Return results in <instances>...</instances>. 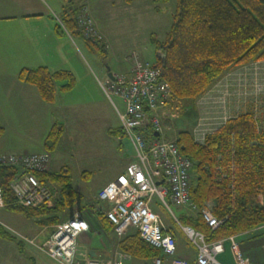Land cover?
Instances as JSON below:
<instances>
[{
  "label": "trees",
  "instance_id": "obj_1",
  "mask_svg": "<svg viewBox=\"0 0 264 264\" xmlns=\"http://www.w3.org/2000/svg\"><path fill=\"white\" fill-rule=\"evenodd\" d=\"M63 1L71 3V0ZM66 6L69 9L64 12L63 23L68 31L81 35L75 21L79 9ZM150 41L155 52L153 65L161 69L163 79L169 84L171 101L195 102L230 66L264 59V0H175L171 26L163 40L152 36ZM92 47L106 59L103 47ZM18 78L35 86L47 103L53 101L57 83L61 90L74 85L71 72H50L46 67L23 68ZM183 109L188 111L186 107ZM58 132L56 128L49 132L45 141L47 149L55 146ZM176 143L181 154L192 163L190 198L197 208L195 216L184 214L178 218L181 225L193 228L207 242H213L251 231L264 223V132L256 128L250 114L228 120L207 134L203 142L194 141L190 131L181 130ZM18 173L15 167L0 165L6 207L41 226H53L67 218V211L77 199L68 174L35 173L41 184L53 183L58 188L57 196L49 208H25L17 204L9 186ZM203 209H208L221 222L216 229L205 223L201 216ZM165 233L173 235L169 230ZM0 237L16 240L2 225ZM16 245L22 250L24 243L17 241ZM118 248L141 259L162 257V252L142 241L136 230L124 236Z\"/></svg>",
  "mask_w": 264,
  "mask_h": 264
},
{
  "label": "built area",
  "instance_id": "obj_2",
  "mask_svg": "<svg viewBox=\"0 0 264 264\" xmlns=\"http://www.w3.org/2000/svg\"><path fill=\"white\" fill-rule=\"evenodd\" d=\"M75 21L77 32L83 38L100 44L101 37L85 6L79 8ZM133 58L134 66L129 74L117 73L112 80L99 82L109 99L118 97L123 103L124 111L118 112V116L124 136L130 139L135 155L124 171L98 192V199L107 204L105 218L118 236L122 237L128 229L134 228L142 241L162 252L166 264H189L187 259L176 254V240L170 233H165L163 221L153 210V204L169 212L171 206L197 211L190 198L192 163L181 154L176 140L163 139L161 122L155 113L170 103L172 90L163 79L161 69L151 62L140 61L135 55ZM215 129L214 121L199 119L193 135L196 141L203 142L206 135ZM49 164L50 154L47 151L0 154V165L19 169L20 173L9 184L18 205L25 208H49L53 205L55 192L41 184L35 175L48 172ZM4 207L0 184V209ZM87 214L86 209L72 212L70 217L54 224L49 237L40 244L35 239L20 234L17 236L21 242L35 247L57 264H122L123 254L118 259L108 260L77 256V238L88 227ZM201 216L213 230L221 224L208 209H203ZM181 228L196 249V264H222L218 255L223 252L225 241L229 243L235 264H250L248 258L242 255L234 236L207 242L203 234L193 228ZM253 230L264 232V223ZM150 264L164 263L162 258L156 257Z\"/></svg>",
  "mask_w": 264,
  "mask_h": 264
},
{
  "label": "crops",
  "instance_id": "obj_3",
  "mask_svg": "<svg viewBox=\"0 0 264 264\" xmlns=\"http://www.w3.org/2000/svg\"><path fill=\"white\" fill-rule=\"evenodd\" d=\"M154 1L156 0H105V3L100 5L102 8H104V11L100 7L99 11L100 13L103 11V15H101L103 18L114 13L115 19L113 23L118 24L119 22L124 21V17L122 18V13L125 7L129 8L132 4H134L139 8H144L145 10H130V8L127 9V11H130V13L127 15V19L130 22L135 21L144 24V38L150 40L152 36H155L159 39V37L156 35L158 33V25L156 24L155 19L157 21L158 17L163 13V11L162 9H159L153 5ZM71 3H76V7H74L76 11L81 6H85L87 10L89 9L87 0H71ZM67 9L69 8L66 6V3L63 0L61 5L59 0H0V104L4 102V113L6 111L8 112L13 110L14 108L16 109V112H19V110H21L20 107L23 104L24 110L30 112L32 118L36 117L38 113H42L45 103L50 104L52 107L50 115L53 116L54 119L47 136L51 130L55 129L56 127L58 129V126L59 129L57 131L62 132L63 127L59 121V116L61 112H75V104L65 103L64 108L61 106H52L55 101L54 99L53 102H45L41 98L39 91L35 86L19 80L18 73L23 68L35 69L38 67H46L50 72H71L70 70L63 67H54V65L50 63L54 51L56 52L55 54L58 63L67 60L66 56H64L58 49L59 40L61 38H71V33L68 31V27H66V25L63 23V16H65L64 12ZM56 10L60 11L59 15L54 12ZM89 13L93 19L96 29L99 30V27L96 24V20L99 22V15L97 18L92 14L90 9ZM151 20H153V23L151 24V27H149L148 25L150 22H152ZM72 36L82 40L85 44H87V41L81 35L74 33ZM100 37L102 40H105L107 56L109 51L112 52L113 45L109 39L110 37L106 35L105 32H102ZM54 45H56V47H54ZM133 55L138 56L137 58H139V60L141 58L147 59L143 54H141V56L139 51H137L131 55L133 62L122 63L124 66L122 69L118 68L112 70L111 68L106 67L104 69L103 80L97 79L98 86L102 89L99 82L112 80L108 76L109 72L111 73L112 78L113 75L117 73L129 74L134 66ZM62 56L64 57L62 58ZM9 61L16 64L15 69L5 64ZM103 64H105V62ZM10 69L12 70L10 73L11 75L7 73ZM59 85L60 84L57 83L56 92L61 90ZM114 98H116V100L121 103L123 108L124 106L121 99L118 97ZM172 102L173 100L170 101V103ZM36 106L41 108V112L36 110ZM114 106L118 116V112L120 111L115 104ZM244 114H250L253 122L256 125V128L264 132V59L232 65L227 68V70L215 81L216 129L225 124L228 120L237 118L238 116ZM9 116L13 117L11 115ZM10 117L7 118L11 119ZM7 125V123L0 122V132H2ZM121 129L122 128L119 120V131H114V135L116 138L120 139V142L121 137L124 136V133L120 131ZM52 149H47L44 143L40 152L37 153L47 151L50 154ZM21 152L23 153H20V151H0V154H29L24 151ZM132 160L123 162L115 172L114 176L103 182L91 196H84L76 191L77 199L67 211L65 217H70L72 212L80 210L81 208L88 210V214L86 216L88 227L77 238L78 257L82 258L89 256L100 258L102 260H108L113 258L118 259V256L123 254L124 258H122V264H150L154 259H141L133 257L119 250L118 244L120 240L124 236L133 232L135 229L130 228L122 237L118 236L114 232L113 226L109 223V221L105 220L104 212L107 208V204L98 199V192L117 175L122 173ZM51 162L50 155V173H66L69 175V171L67 168H65V166H62L56 171L53 169ZM48 185H51L56 190H58V188L53 183H49ZM155 204L156 203H154L153 206ZM155 209L163 221L160 212L163 210L166 211V209L158 204H156ZM186 210L189 211L188 209ZM170 213L174 219L173 222H175V225H177V228L179 229V233L175 232L174 228L167 225L166 223L163 222V224L164 230H169L174 235L177 246L176 254L187 259L189 264H196V249L182 230L181 227H184V225H181L178 220V218L185 213L181 214L179 217H176L172 211ZM190 213H194L191 216H195V212L190 211ZM23 217L26 220H19L18 228L21 229L20 235L35 239L36 243L38 244L42 243L49 237L50 233L52 232V225L41 226L34 219H28L25 216ZM11 235L17 238L15 235ZM180 237H182V239ZM234 238L237 241L242 255L245 258H248L250 264H264V232L253 230L236 235ZM17 241L20 240H16V242ZM37 252L39 251L35 247L25 243L23 249L19 250L15 241H10L0 237V258L4 259V261L6 258H9V261L10 258H31L33 260V258H36L33 255H36ZM160 258H162L163 263L166 264L167 260L163 254ZM218 259L222 264H235L234 255L230 250L229 243L227 241H225L223 252L218 255Z\"/></svg>",
  "mask_w": 264,
  "mask_h": 264
},
{
  "label": "rangeland",
  "instance_id": "obj_4",
  "mask_svg": "<svg viewBox=\"0 0 264 264\" xmlns=\"http://www.w3.org/2000/svg\"><path fill=\"white\" fill-rule=\"evenodd\" d=\"M87 1L92 14L97 18L99 15V22L96 20L99 27V30L97 29L98 33L105 32L110 37L113 50L107 53L106 59H102L101 55L92 46H101L106 50L104 39H101L100 44L92 42L85 44L82 40L72 36L75 32H70L71 38L66 37L59 40L58 49L66 56L67 60L58 63L54 51L50 63L54 67H63L70 70L74 76V85L69 90H58L55 93V101L53 100L54 104L52 106L64 108L65 103H74L76 113L61 112L59 121L63 130L58 132L60 137L58 136V142L51 150L50 155L53 169L57 171L65 166L71 176L73 189L84 196H91L103 182L114 176L123 162L132 160L135 155L133 145L128 137L122 136L120 142V139L112 133L119 127V119L114 104L120 112L124 111V107L122 108L121 103L116 98L109 99L105 95V92L98 86L97 79L103 80L106 67L112 70L122 69L124 67L122 63L133 62L131 55L137 51L148 59L140 57V61L153 63L155 52L151 41L144 38V24L135 21L130 22L127 19V15L130 13L127 9L143 10L144 8H139L134 4L129 8L125 7L122 13L124 21L117 24L113 23L114 13L105 16L106 19L101 16L104 8L100 5H103L105 0ZM59 2L61 5L62 0H59ZM66 5H69L71 9L76 7V3L66 2ZM153 5L163 11L157 21L155 19L158 25L156 35L159 37L158 40H163L172 21L175 0H156ZM99 7L103 9L101 13ZM54 12L57 15L60 14L58 10ZM151 21L149 27L153 23V20ZM102 62H105L106 65ZM5 64L11 68H16V64L13 62L9 61ZM11 72L10 69L7 73L11 75ZM102 82L104 83V81ZM167 105L155 113L161 122L163 139L176 140L178 132L185 129L192 133L193 139L196 141L193 130L199 119L215 122V82L195 102L191 99H184L180 102L173 100L172 103ZM3 107L4 102L0 104V122L8 125L0 132V151H20V153L24 151L29 154L40 152L46 141L47 133L53 124L54 118L50 115L51 105L45 103V107H42V113H38L34 118L31 117L30 112L24 110L23 104L19 112H16L14 108L4 113ZM184 107L188 111L184 110ZM36 110L41 112V108L38 106H36ZM172 115H175V117L172 118ZM48 186L54 190L53 192L57 196L56 189L51 185ZM8 209L6 206L0 209V225L15 235L16 240H19L17 236V234H21V229L18 228L19 220L25 221L26 219L21 213ZM171 211L176 217L183 213L194 214L177 206H172ZM160 214L163 222L179 233L171 213L168 210H163ZM180 238L182 239V237ZM33 256L36 257L33 260L31 258H10L9 261V258H6L4 261L0 258V264H57L41 252H37Z\"/></svg>",
  "mask_w": 264,
  "mask_h": 264
},
{
  "label": "water",
  "instance_id": "obj_5",
  "mask_svg": "<svg viewBox=\"0 0 264 264\" xmlns=\"http://www.w3.org/2000/svg\"><path fill=\"white\" fill-rule=\"evenodd\" d=\"M108 76H109L111 79H113L112 76H111V73H110V72L108 73ZM160 183H161V182H158L157 184H160Z\"/></svg>",
  "mask_w": 264,
  "mask_h": 264
}]
</instances>
